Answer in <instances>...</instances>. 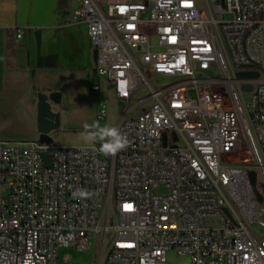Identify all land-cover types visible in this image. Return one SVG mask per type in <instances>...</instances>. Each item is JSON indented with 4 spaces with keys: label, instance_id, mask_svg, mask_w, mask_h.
<instances>
[{
    "label": "built area",
    "instance_id": "built-area-1",
    "mask_svg": "<svg viewBox=\"0 0 264 264\" xmlns=\"http://www.w3.org/2000/svg\"><path fill=\"white\" fill-rule=\"evenodd\" d=\"M76 2L61 25L86 26L128 145L0 142V264H57L92 240L97 264H264V0Z\"/></svg>",
    "mask_w": 264,
    "mask_h": 264
},
{
    "label": "crops",
    "instance_id": "crops-1",
    "mask_svg": "<svg viewBox=\"0 0 264 264\" xmlns=\"http://www.w3.org/2000/svg\"><path fill=\"white\" fill-rule=\"evenodd\" d=\"M76 7V0H0V142L38 140V93L60 95L54 137L62 138V129L101 125L99 105L109 93L95 75L87 28L61 25ZM96 82L99 91H91Z\"/></svg>",
    "mask_w": 264,
    "mask_h": 264
},
{
    "label": "rangeland",
    "instance_id": "rangeland-1",
    "mask_svg": "<svg viewBox=\"0 0 264 264\" xmlns=\"http://www.w3.org/2000/svg\"><path fill=\"white\" fill-rule=\"evenodd\" d=\"M224 20H230L229 15L223 16ZM107 101V120L101 121V126H115L119 119L121 118L123 112L126 110L127 105L116 100L111 92L106 96ZM103 101V102H104ZM86 129L73 130V129H62V138L54 137L55 143L62 145V147H87L94 145L93 142L89 141L86 136ZM7 142V141H4ZM243 158H248V154L243 150L238 156L239 161ZM256 189L258 193L263 197L261 202V207L264 211V194L262 188L256 179ZM262 222L264 223V215L262 217ZM251 230L256 236H264V226L260 224H252ZM69 257L67 263H64L63 258ZM99 259V251L96 248L94 241H90V249L88 251H78L75 248H61L58 250V260L57 264H97ZM166 264H190V259L185 256H179L174 251H168L165 255Z\"/></svg>",
    "mask_w": 264,
    "mask_h": 264
},
{
    "label": "water",
    "instance_id": "water-1",
    "mask_svg": "<svg viewBox=\"0 0 264 264\" xmlns=\"http://www.w3.org/2000/svg\"><path fill=\"white\" fill-rule=\"evenodd\" d=\"M239 77H255L256 73H239ZM60 103V95L52 93L49 95L38 93L37 95V132L38 143L43 145H50L54 133L60 127V113L53 107L58 106ZM43 159H48L47 155H42ZM50 166V164H48ZM249 181L252 186L255 184L254 172L248 173ZM257 201L261 202L262 197L256 196Z\"/></svg>",
    "mask_w": 264,
    "mask_h": 264
},
{
    "label": "clouds",
    "instance_id": "clouds-1",
    "mask_svg": "<svg viewBox=\"0 0 264 264\" xmlns=\"http://www.w3.org/2000/svg\"><path fill=\"white\" fill-rule=\"evenodd\" d=\"M84 128L87 130L86 138L94 144H98L99 150L104 155H116L127 148V137L115 126L85 124Z\"/></svg>",
    "mask_w": 264,
    "mask_h": 264
}]
</instances>
